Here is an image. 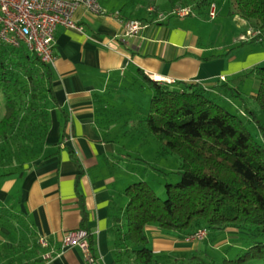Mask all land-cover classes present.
<instances>
[{
    "label": "crops",
    "instance_id": "obj_1",
    "mask_svg": "<svg viewBox=\"0 0 264 264\" xmlns=\"http://www.w3.org/2000/svg\"><path fill=\"white\" fill-rule=\"evenodd\" d=\"M179 5L183 4L177 2L172 8ZM156 7L148 6L146 18L121 9L97 15L81 8L76 20L83 30L57 27L55 60L50 64L57 102L50 109L44 156L32 167L26 163L17 173L0 179V208L16 203L23 223L10 227L0 222V249H13L18 243L26 247H16L9 255L8 250L1 249V254L30 264H89L85 249L66 241L70 233L83 228L85 208L87 229L94 240L91 252L98 264H144L134 259L131 246L120 245L115 227L114 213L128 202L124 193L131 178L125 176L124 166L130 157L108 135L117 130L114 121L107 120L108 115L123 116L128 98L124 91L142 72L168 82H198L220 97L231 84L242 94L239 82L244 77L240 74L264 63V52L252 48L231 52L217 50L221 45L216 50L206 47L195 28L196 18L179 16L160 21L158 13L162 11ZM132 18L148 20L150 25L136 36L126 35L124 24ZM251 91L255 95L257 89ZM115 99L118 108L111 107ZM224 232L227 235L213 244L212 237L208 241L210 234L199 241L190 234L148 224L146 234L155 255L149 264H190L193 253L202 254L210 244L222 248L241 234L232 227ZM41 237L48 245L40 243Z\"/></svg>",
    "mask_w": 264,
    "mask_h": 264
},
{
    "label": "trees",
    "instance_id": "obj_2",
    "mask_svg": "<svg viewBox=\"0 0 264 264\" xmlns=\"http://www.w3.org/2000/svg\"><path fill=\"white\" fill-rule=\"evenodd\" d=\"M170 1L172 6L178 2ZM207 1L200 0L197 5ZM228 1L231 15L250 22L253 27L249 28L261 30L260 35L242 42H264V0ZM252 74L258 81L253 95L257 109L253 110L249 101L242 98L240 114L212 98L210 89L201 83L168 82L140 74L153 88V95L149 110L138 120L139 126L146 127L159 141L162 153L179 156L181 167L180 180L166 184L165 199L144 180L125 188L128 202L125 208L115 211V227L120 245L127 249L131 246L137 262H154L146 226L156 224L169 232L190 235L203 227L210 232L230 226L241 231L235 256H226L219 262L204 251L205 256L193 253L190 264H264V142L253 135L243 118L247 116L263 131L257 112H264V64L242 72L240 77ZM227 90L243 97L234 87L227 86ZM0 101V110L4 107L0 116L2 179L17 173L26 163L32 167L44 156L45 138L51 126L50 109L57 102L50 64L23 43L16 47L0 40ZM111 107L119 106L111 103ZM112 118L110 114L107 120ZM129 122L136 121L134 117L126 118L125 124ZM15 208L16 203L12 202L0 208L1 225L22 223L21 212ZM82 214V229L93 250L85 208ZM211 239L217 242L220 238L214 235ZM16 247L24 249L26 245L18 243L13 249L4 246L0 250H8L9 255ZM4 255L0 253V264H30L17 256Z\"/></svg>",
    "mask_w": 264,
    "mask_h": 264
},
{
    "label": "rangeland",
    "instance_id": "obj_3",
    "mask_svg": "<svg viewBox=\"0 0 264 264\" xmlns=\"http://www.w3.org/2000/svg\"><path fill=\"white\" fill-rule=\"evenodd\" d=\"M200 0H178L182 4H191L194 7L195 14L188 15L186 17L194 19L196 18L195 28L202 34V40L206 47H210L214 50L218 46H222L221 51H238L239 49L249 50L252 48L253 51L264 52V42L257 44L253 43H243L241 35L245 33L246 29L253 27L250 22H243L241 18L235 17L230 14L232 5L228 0H208L202 6H198L197 3ZM214 1L217 4V16L212 19L208 15L210 2ZM99 3H103L107 6V10H116L121 9L124 13L132 16L145 17L148 16L147 8L148 6H154L157 4L159 11L167 15L168 19L179 18L177 14L171 12L172 3L170 0H98ZM177 3V2H176ZM259 29L260 28H256ZM261 31V30H260ZM264 64V63H263ZM257 78L256 75H248L239 82V86L242 91V96H234L230 90L224 91L223 96H214L212 98L219 101L221 104L227 106L234 113L240 114L242 107H236L232 103L237 102L239 105H243L242 98L249 101V106L253 109H257V103L253 98L251 90L257 89ZM234 87L233 84H231ZM125 94L128 98L125 97V110L123 111L125 116L118 117L119 114H113L114 123L116 122L119 127H115V131L111 132L110 135L112 139H116L118 145L126 152L127 156L130 157V163L125 164V176H130V182L144 180L149 183L155 191L160 195L162 199L167 197L166 184L167 183H176L180 180V167L181 159L176 154H164L161 152V147L159 141L146 130V127L140 124L139 118L147 113L150 106V101L153 95V88L149 85L148 82L141 79L140 77L134 80V84L131 88L125 89ZM116 100H112V104L116 103ZM0 101V105H1ZM117 104V103H116ZM236 104V103H235ZM4 107L2 106L0 110V116H3ZM258 118L262 121L264 126V112L258 111ZM134 117V122H129L125 124L126 118ZM246 124L252 131L253 135L264 142V129L260 130L258 125L249 120L247 116H243ZM113 126V123L111 122ZM116 133V134H115ZM138 163H137V162ZM129 182V184H131ZM232 227V226H230ZM229 227V228H230ZM228 228V227H227ZM226 228V229H227ZM236 228V227H232ZM238 229V228H237ZM209 238L214 237V235L219 236L220 240L223 236L227 235L224 231L213 230L209 231ZM240 242V241H239ZM208 243V242H207ZM216 241H213V244ZM210 244V243H208ZM239 244V245H238ZM240 243L238 241L227 242L223 244L222 248L216 249L210 244L206 253L209 254L212 258H215L217 261L223 260L224 257H233L237 253ZM204 255V252H202ZM205 256V255H204Z\"/></svg>",
    "mask_w": 264,
    "mask_h": 264
},
{
    "label": "built area",
    "instance_id": "obj_4",
    "mask_svg": "<svg viewBox=\"0 0 264 264\" xmlns=\"http://www.w3.org/2000/svg\"><path fill=\"white\" fill-rule=\"evenodd\" d=\"M85 9L97 15L107 14L98 0H0V40L19 47L25 44L33 50L43 62L52 64L55 60V31L58 26H65L83 30L84 27L76 20V12ZM171 12L178 16L195 14L192 5H179L173 7ZM217 4H210L208 15L216 18ZM167 15L158 13V19L163 21ZM150 22L145 19L132 18L125 22V34L136 36L148 28ZM261 34L258 29L249 28L241 35L242 40H249ZM157 80V79H155ZM209 229L203 227L197 230L192 238L199 241L207 238ZM72 245H79L87 252L89 264H98L96 257L89 248L87 232L83 229L72 232L66 238ZM40 243L48 245L45 237ZM50 254L45 257H49Z\"/></svg>",
    "mask_w": 264,
    "mask_h": 264
},
{
    "label": "bare ground",
    "instance_id": "obj_5",
    "mask_svg": "<svg viewBox=\"0 0 264 264\" xmlns=\"http://www.w3.org/2000/svg\"><path fill=\"white\" fill-rule=\"evenodd\" d=\"M206 239V238H205Z\"/></svg>",
    "mask_w": 264,
    "mask_h": 264
}]
</instances>
